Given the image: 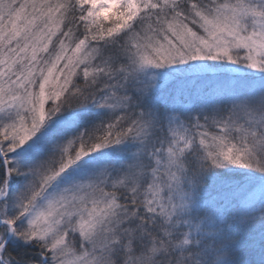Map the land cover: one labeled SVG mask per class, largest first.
<instances>
[{
	"label": "snow or ice",
	"instance_id": "6c2138e0",
	"mask_svg": "<svg viewBox=\"0 0 264 264\" xmlns=\"http://www.w3.org/2000/svg\"><path fill=\"white\" fill-rule=\"evenodd\" d=\"M0 264H264V0H0Z\"/></svg>",
	"mask_w": 264,
	"mask_h": 264
}]
</instances>
